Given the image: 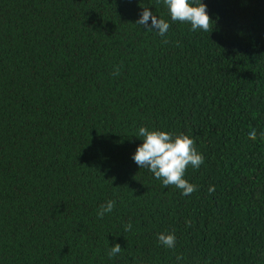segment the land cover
Wrapping results in <instances>:
<instances>
[{"label":"trees","instance_id":"1","mask_svg":"<svg viewBox=\"0 0 264 264\" xmlns=\"http://www.w3.org/2000/svg\"><path fill=\"white\" fill-rule=\"evenodd\" d=\"M203 2L207 31L162 0H0V264H264V0ZM140 126L193 138L196 191L133 162Z\"/></svg>","mask_w":264,"mask_h":264},{"label":"clouds","instance_id":"2","mask_svg":"<svg viewBox=\"0 0 264 264\" xmlns=\"http://www.w3.org/2000/svg\"><path fill=\"white\" fill-rule=\"evenodd\" d=\"M167 14L172 22L187 23L191 31H207L211 22L207 5L203 0H162ZM151 19V24L149 20ZM147 30H151L160 37H165L170 28L167 20L159 18L156 14L143 7L138 19L135 22ZM118 74V72L116 73ZM142 143L136 147L132 154L133 162L140 168L146 169L153 176L161 181L164 187L174 185L180 190L182 196H189L196 191V186L185 179V171L188 166L199 169L204 163L202 153H199L194 146L193 138L183 132L171 133L166 130L140 126L135 135ZM260 137L264 139V131ZM248 139L255 141L257 131L252 129L248 133ZM215 195V188L208 189V196ZM114 200H107L100 205L97 212L98 217L103 218L106 213H111L115 207ZM132 223L124 226V231H130ZM157 242L166 249H173L176 246V236L174 232L157 233ZM121 245L115 243L107 251L109 257L121 253ZM177 264H182L183 257H176Z\"/></svg>","mask_w":264,"mask_h":264}]
</instances>
